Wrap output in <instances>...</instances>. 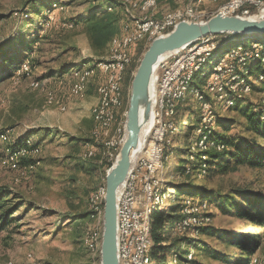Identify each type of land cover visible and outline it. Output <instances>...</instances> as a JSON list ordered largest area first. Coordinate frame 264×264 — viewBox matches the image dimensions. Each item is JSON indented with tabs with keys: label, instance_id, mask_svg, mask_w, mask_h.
I'll return each instance as SVG.
<instances>
[{
	"label": "rangeland",
	"instance_id": "rangeland-1",
	"mask_svg": "<svg viewBox=\"0 0 264 264\" xmlns=\"http://www.w3.org/2000/svg\"><path fill=\"white\" fill-rule=\"evenodd\" d=\"M33 1L35 0H0V52L7 49L6 54H10L8 59L12 62L25 56L33 39L37 40L33 47L38 49L42 47V51L37 50L34 54L38 64L36 68H32L30 61L26 59L21 68L16 69L11 76L8 75L6 68L8 64L3 63L0 55V133L8 131L11 139L10 142L0 141V187L12 191L8 200L20 204L18 211L13 215L12 224L0 234V264H8L10 260H13L14 264H99L85 240L87 230L95 224L89 212V198L94 190L106 185L109 167L106 168L105 164L109 158L115 159L114 163L117 157V148L110 149L109 143L120 134L125 135L127 112L123 117L120 116L117 122L105 127L98 124L94 116L92 117L94 121H87L88 117H91L89 115L92 108L98 102V94L97 102L92 107L79 103L87 98L89 87H92V91L95 90L99 77L105 80V73L98 68L94 76L81 83L74 77V67L78 65L81 69L87 57L106 59L110 44L107 54L99 57L91 47L81 23L76 28L63 30L58 28V20L59 17L70 16L80 20L81 15L95 7L108 12L121 9L111 5L109 0H75L69 7H60L50 13L46 8L59 0H42L38 5L31 6ZM116 1L126 4H123L125 7L123 10L128 17L126 16L124 21L129 19L130 26L133 25L132 15L142 17L143 14L131 10L125 0ZM229 1L159 0L157 8L147 15L155 18L157 9L159 11L161 9V12L168 11L164 14H171L174 9L189 5V8H194L195 16H201L203 21L219 13L220 8ZM28 9L30 17L24 22ZM255 11L253 16L262 12L256 9ZM47 19L57 21L56 28L47 35L39 34L37 25ZM47 25L46 23V27ZM140 42L134 44L132 64L125 75L126 110L130 89L129 78L133 77L135 65L139 64L142 57L143 52L140 51L142 43L145 46L149 45L145 41ZM237 47L231 48L216 59H211L213 54L209 55L206 63L194 73L191 84H194L196 74L204 65L211 63L206 79L199 85L195 84L198 86L197 89H190L184 98L174 102L173 107L161 108L155 102L156 120H160L165 128L162 141L164 153L157 165L155 177L166 192L161 194L157 204H152V212L161 205L159 210L166 211V220L161 222L157 230L162 245H168L185 235L199 237V233L189 235L190 230L177 228V220L186 204L200 207L206 203V207L200 208V213L201 216L209 215L210 218L203 224L210 225L214 231L203 236L201 234L203 244L193 248L192 252L184 253L183 261L180 263L173 261V252H170V264L185 262L198 264L199 260L204 264H225L214 256V253L225 252L230 255L235 253L237 247L226 246L222 242L221 233L227 229L235 233L241 230L257 235L256 253L248 264L251 262L264 264V225L251 223L224 212L215 201L220 199L217 196H210L206 201L197 204L187 196L193 191L194 185L222 195L235 188L264 192V170L241 166L237 170L209 175L204 173L205 168L202 170L197 168L206 159L205 154L210 148L221 150L222 147L219 149L214 146L213 140L210 141L209 138L208 145H202L200 140L197 141L194 137L190 138L189 145L187 136L189 126L196 122L198 124L197 130L194 131L196 134H199L200 129L209 137L212 129L216 127L217 131H222L238 142L252 137V134L245 130L246 117L235 107L237 103L235 100L237 97L246 96L255 104H264V90L252 91V83H258L263 75L255 78L250 73L245 82L241 81L243 85L238 86L239 82L229 84L228 79L231 75L239 79L237 71L245 68L238 63L236 70L230 74L226 71L221 81H214V78L220 75L215 72L217 64L225 54ZM258 47L256 44L251 47L245 46L244 52L235 54L234 57L242 55L240 58L247 57L249 62H253L258 56ZM50 70L60 72H57L54 79L45 77ZM37 76L42 78L39 84H36L39 80ZM79 84L86 87L85 96H72L71 87ZM226 85H229V89L233 87V91L221 88ZM202 90L209 99H206ZM197 91H201L203 96ZM196 97L201 101L200 121L196 120L198 117L195 115L199 108L197 103L194 104ZM179 104L180 109L177 111ZM155 123H152L149 134ZM26 133L32 134L33 137L27 136L26 139H29V144L39 145V152H32L30 154L33 155L32 161H21L19 166H13L10 162L4 164V160L7 159V147ZM200 134L204 136L203 133ZM202 140H205L204 137ZM89 150L93 151L90 157ZM197 153L200 154V159H195ZM165 154L169 156L166 157ZM29 162L34 163V169H29L27 166ZM191 162H194V167ZM203 165L205 167V164ZM175 184L182 187H175ZM185 184L188 185L183 186ZM201 199L197 197L196 202ZM257 255H261L258 261L255 260ZM193 257L195 260L190 261L189 259Z\"/></svg>",
	"mask_w": 264,
	"mask_h": 264
},
{
	"label": "trees",
	"instance_id": "trees-1",
	"mask_svg": "<svg viewBox=\"0 0 264 264\" xmlns=\"http://www.w3.org/2000/svg\"><path fill=\"white\" fill-rule=\"evenodd\" d=\"M75 0H59L53 2L50 6L46 8V11L53 12L60 7H69L71 3ZM42 0H35L31 3V6H36L41 3ZM110 4L118 8L121 11H101V8L95 7L89 9L88 12L81 15L80 20L77 17H59V27L63 30L76 28L79 23L83 25V31L87 35L90 45L93 48L94 52L99 56L103 57L107 54L108 47L112 39L121 31V22L125 20V17L128 15L125 14L124 5L120 1L109 0ZM54 7L50 8L51 6ZM126 5V4H125ZM130 16V14H129ZM30 17L29 9L25 13V21ZM46 23L48 24L46 27ZM57 21L46 20L44 23H39L37 25L39 34L47 35L48 32L56 28ZM29 24V23H28ZM217 44L216 49L213 51L211 59H216L218 56L223 55L231 48L242 45L246 47H251L253 44H257L258 47V56L255 58V61L249 62L250 73L255 78L263 75L264 77V33H256L251 35H241V34H221L212 36ZM37 42L33 39L32 44L29 45V48L25 56L21 60H14L10 62L8 59L9 55L6 54V50L1 51L0 55L2 56V61L4 64H8L6 68L8 69V75H13L16 69L21 68L22 63L28 59L32 68L37 67V59L35 53L42 51V47L36 48L33 47V44ZM141 43V42H140ZM137 45V44H136ZM144 43L141 46V52L145 51ZM130 53L133 55V49L135 45L131 46ZM27 55V57H26ZM100 59H95L94 57H87L84 59L85 63L92 65H97ZM78 66V65H77ZM75 66V67H77ZM138 66L137 64L135 65ZM74 67V68H75ZM211 63L204 65L203 69L198 72L195 76L194 84H201L209 74V68ZM62 71V70H61ZM59 71L50 70L45 77H53ZM37 81L42 80L40 76H37ZM132 76H130L129 81L131 82ZM264 90V78L259 80L258 83H252V91ZM203 94L205 91H203ZM202 94V95H203ZM206 99L209 97L204 94ZM237 102V103H236ZM197 103L198 109L195 115L197 121L201 120V109H200V99L195 98L194 104ZM235 107L238 108L239 113L246 117L245 130L247 133L252 134V137L249 140L237 141L235 138L228 137L222 131H217L214 127L209 135L210 141H214L216 145H223L224 148L218 150L216 148H210L205 155L206 159L201 165L197 168H205L206 174L213 175L216 173H225L229 170H237L241 166H248L253 169L264 170V104H255L246 96L237 97L235 100ZM243 106V108H241ZM180 109V104L177 107V111ZM216 116V114H215ZM215 124H217L215 119ZM198 124L196 122L189 126L187 130V136L189 139V145L191 144L190 138H195V140H200L203 135L194 133L197 130ZM27 136H32L30 133H26L24 136L20 137L19 140H16L18 144L26 145L29 147L38 148L39 145L35 143L29 144V139H26ZM33 137V136H32ZM193 142V141H192ZM38 143V142H37ZM188 145V149H189ZM166 153V150H165ZM166 157L169 156L165 154ZM164 155V159H165ZM195 159H200V154L197 153ZM194 160V159H193ZM25 161V160H23ZM28 161H32L29 158ZM34 164L29 162L28 165ZM194 167V162H191ZM205 164V167L204 165ZM27 165V166H28ZM111 163L108 162L105 164V167H110ZM192 183V182H191ZM189 184V183H188ZM185 184L183 186H186ZM193 184V183H192ZM194 185V184H193ZM175 187H182V185ZM193 191L191 194L187 195L194 203H201L206 201L210 196H217L220 199H216V203L220 204L221 209L224 212L230 213L239 219H245L251 223L258 225H264V192L261 190H248L247 188H235L226 194H221L213 191H209L207 188H203L199 185L193 186ZM12 194V191L5 187H0V234L5 231L13 222V215L18 211L20 204L17 202H12L8 200V197ZM201 197L202 199L199 202H196V198ZM162 206V205H161ZM157 207L151 214L152 219V238L153 244L150 249V256L152 259L151 264H170L169 253L173 252V260L176 262L183 261V255L186 252H189L190 249L195 248L203 244V238L201 237L208 234L214 233L213 229L210 228V225L204 226L200 229L199 237H188L183 236L175 239L172 243L168 245H162L161 236L157 234L158 228L161 226V222L166 220V211L159 210L161 207ZM177 216V215H176ZM159 241H157V239ZM258 236L251 232H243L239 230L238 232H232L230 230H225L221 233L222 242L226 245H232L237 247L234 254H229L225 252H220V254L214 253L218 259H220L225 264H248L251 257L256 253V240ZM184 244V245H183ZM162 246V247H161ZM159 247L158 249H154ZM262 254V252H259ZM261 255L255 256V260L258 261ZM232 259V260H231ZM234 259V260H233ZM194 261V257L189 259ZM178 263V264H179ZM184 264H187L186 262ZM198 264H204L201 260L198 261ZM256 264V263H255Z\"/></svg>",
	"mask_w": 264,
	"mask_h": 264
},
{
	"label": "bare ground",
	"instance_id": "bare-ground-1",
	"mask_svg": "<svg viewBox=\"0 0 264 264\" xmlns=\"http://www.w3.org/2000/svg\"><path fill=\"white\" fill-rule=\"evenodd\" d=\"M240 0H230L228 3L224 4L219 13L227 10V6L229 3L237 2ZM127 5L131 10H136L143 14L142 17H136L132 15V23L133 25L127 24L124 27L123 35L116 36L112 39L110 43L109 53L106 59L100 60L97 65H92L89 63L83 62V67L80 69L79 66L74 68V77L78 78L81 83L87 81L90 77L94 76L98 72V68L103 70L105 73V80L101 82L98 86V102L92 108V114L98 124L103 127L110 125L114 122H117L119 117H123L126 114L127 110L125 109V88L124 81L125 75L127 73L128 67L132 64V54L130 53L131 46L137 44L140 41H145L150 44L156 37L165 35L166 32V23L157 22V28L155 27V20L152 17H149L147 14L154 10L155 8H150L146 10V6H133L132 0H125ZM264 3V0H261ZM158 3V2H157ZM190 14H195V10L193 7L189 8ZM264 13V10H263ZM172 14V13H171ZM136 29L138 30L136 34ZM256 46H258L256 44ZM148 47V46H147ZM217 44L212 43V36H207L203 39H200L194 43H192L188 50H178L175 53L169 55V63H176V61H185L182 69V76L184 78L177 79V88H172L171 85H168V77L170 76V68L162 67L159 71V76L157 77V90L155 102L158 107L164 108L165 106H172L174 102L184 98L186 93L190 91V89H197V85L191 84V80L194 76V73L201 69L202 65L206 63L207 57L213 54V51L216 49ZM245 46L239 45L236 49H232L230 53H227L223 56L220 62L217 64V69L215 72L217 74L223 73V63L227 62L230 57H234L236 54H241L244 52ZM255 48V47H254ZM252 48V50H254ZM204 49H210L208 52L204 53V55L198 59V56L203 54ZM234 59V65L245 66V68L241 71L238 70L237 74L240 75L239 79H235L234 75L228 79L229 84L239 82L240 85H243L241 81H246L248 79V74H250L249 70V59L244 57ZM212 58V57H211ZM257 58V57H256ZM80 65V64H79ZM157 67V66H156ZM237 69V66H234V70ZM118 70V71H117ZM234 70H226L229 74ZM247 72V74H246ZM117 73V74H116ZM134 73V72H133ZM78 74V76H77ZM116 75V77H115ZM251 75V74H250ZM234 77V78H233ZM263 79V77H262ZM253 81H257V79H253ZM40 81H36V84H39ZM154 79L152 80V84L149 90V94L147 97L151 96L152 89L154 86ZM250 83V81H248ZM249 85V84H248ZM251 87V86H249ZM85 86L84 84L73 85L71 87V95L75 97H83L85 96ZM222 89L227 91L229 89V85L222 86ZM201 96V91H197ZM200 96V98H202ZM109 111V113H108ZM152 126V118L149 124L144 126L143 135L146 134ZM199 134H204V139H200V143L202 145H208V134L205 131L198 130ZM165 133V128L160 120L153 125L151 135H158V147L156 148L155 139H148V142L144 145V151L147 152V155L152 157V168L153 173L147 179L146 182V190L143 191V199L146 204V210L144 214L143 221V229H145V233H142L141 241H139V248H146V255L143 259V264H151V254L150 249L153 244V238L151 233L152 228V204H157L160 201L161 194H164L166 191L164 187L160 185V181H158L155 177V171L157 169V165L160 161L161 155L164 153V144H163V135ZM210 135V134H209ZM124 138L122 134H120L117 139H114L109 143L110 149L111 146L116 145L118 143V148H120L124 143ZM10 135L8 131H3L0 133V141L1 142H10ZM214 146L219 149L224 148L223 145H216L214 141H212ZM39 152L38 148L29 147L26 145L18 144L16 139L7 147V159L4 160V164L7 162L12 163L13 166H19V163L23 160L28 161L29 158H32L33 155H30L32 152ZM138 153V149L132 152V163L135 161L136 155ZM93 154V151H88V157ZM117 158V157H116ZM34 164L28 165L29 169H34ZM104 187V188H103ZM121 187L118 191V195L120 194ZM107 187L106 185H102L101 187L94 190L89 198V212L91 217L94 218L95 224L91 228H89L85 235L86 244L88 249H90L91 253L94 255L95 259L101 264V244L103 238V229H104V213H105V197H106ZM203 207H206V203L202 204ZM192 207L189 204L184 205L182 210V215L179 216L180 221L177 220V228L180 230H190L189 235L193 233H199L202 226H204L203 222L209 221L210 216L206 215L201 216L200 208L202 207ZM118 238H121V230H118ZM147 246V247H146ZM118 248H125V240H118ZM190 258L192 255H189ZM134 264H142V261H135ZM250 264H255V262H251Z\"/></svg>",
	"mask_w": 264,
	"mask_h": 264
},
{
	"label": "water",
	"instance_id": "water-1",
	"mask_svg": "<svg viewBox=\"0 0 264 264\" xmlns=\"http://www.w3.org/2000/svg\"><path fill=\"white\" fill-rule=\"evenodd\" d=\"M264 33V13L244 17L217 13L203 21H181L169 33L156 37L145 49L130 82L124 143L116 161L106 174L104 229L101 244V264H120L118 256V191L123 188L128 174L144 147L156 99V69L159 61L192 43L213 35ZM154 79L150 97H147ZM138 149L132 163V152Z\"/></svg>",
	"mask_w": 264,
	"mask_h": 264
},
{
	"label": "built area",
	"instance_id": "built-area-1",
	"mask_svg": "<svg viewBox=\"0 0 264 264\" xmlns=\"http://www.w3.org/2000/svg\"><path fill=\"white\" fill-rule=\"evenodd\" d=\"M157 2H159V0H132V5L146 6V10H148L150 8H157ZM255 9L257 11H263L264 3H262L261 0H240L237 2L229 3L227 6V10L223 11L221 14L250 17L256 13ZM141 16L143 18L144 15ZM154 20V29L157 28V22L166 23L165 34L169 33L181 21H202L201 16L190 14L189 5L174 9V12L172 14H163V12H157V16L154 18ZM137 32L138 30L136 29V34ZM214 42L215 40L212 37V43ZM189 47L190 45L180 50H188ZM209 50L210 49H204L203 54L201 56H198V59H200L204 55V53L208 52ZM185 61H176V63H169V55L162 58L157 65V77L159 76V71L162 67H169L170 76L167 79L168 85H171L172 88H177V79L185 77L182 76V69ZM234 66H236L234 65V57H230L229 61L223 63V73H220L219 76L215 77L214 81H221V77L226 72V70H234ZM229 91H233V87L230 88ZM157 92L158 90L156 83V93ZM153 122H158V120H156L155 104L152 112V123ZM148 139H155L156 148L161 149V147H158V135L149 134ZM148 139L146 143L148 142ZM111 148H117L118 157L120 151V148H118V143L111 146ZM152 159V157L147 155V152L144 151L143 147L135 163L133 164L118 197V230H121V238H118V240H125V248H118L120 264H134L135 261H142L143 264V259L146 255V248H139V241H141L142 233L146 232L145 229H143L144 214L146 210V204L144 203L143 199V191L146 190L147 179L153 173ZM114 160L115 159L109 158L108 162L113 163Z\"/></svg>",
	"mask_w": 264,
	"mask_h": 264
},
{
	"label": "crops",
	"instance_id": "crops-1",
	"mask_svg": "<svg viewBox=\"0 0 264 264\" xmlns=\"http://www.w3.org/2000/svg\"><path fill=\"white\" fill-rule=\"evenodd\" d=\"M161 11H162L161 9H160V11H159V9H157V12H158V13H160ZM166 12H168V11H166ZM166 12H163V14L166 13ZM129 23H130L129 19L126 20V21L123 20V21L121 22V31H120V33H119L118 35H123V33L125 32V31H124V26H126V25L129 24ZM51 78L54 79V76L51 77ZM100 78H101V77H99V80L97 81V84H96V88H95V90L92 91V87H89L87 98H86L85 100H82L81 103H79V105L92 107V106L97 102V94H98V87H97V86H99L98 84H100L101 81L103 80V78H101V79H100ZM103 81H104V80H103ZM89 116H91V117H88L89 119H87V121H89V122H90V120L94 121V118H92V117H93V114L90 113ZM94 123H95V122H94ZM173 226H174V225H173ZM183 245H184V244H183ZM192 251H193V250L190 249L189 252H192ZM189 252H188V253H189ZM193 253H194V252H193ZM173 261H174V260H173ZM174 262H175V261H174ZM8 264H14V263H13V260H10V261L8 262Z\"/></svg>",
	"mask_w": 264,
	"mask_h": 264
}]
</instances>
